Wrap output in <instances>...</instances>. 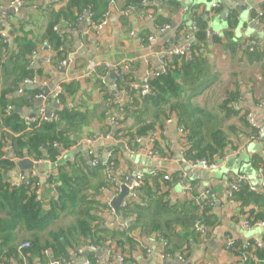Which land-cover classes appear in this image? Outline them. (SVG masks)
Wrapping results in <instances>:
<instances>
[{"label": "crops", "instance_id": "obj_1", "mask_svg": "<svg viewBox=\"0 0 264 264\" xmlns=\"http://www.w3.org/2000/svg\"><path fill=\"white\" fill-rule=\"evenodd\" d=\"M68 1L0 0V39L3 45L0 52V97L2 91L13 88L14 69L8 62V57L17 53L16 40H23L26 44L35 45L28 56L27 66V70L32 74L29 79L35 83L24 85L26 80L24 79L19 88L8 95L9 99L22 103L16 108L11 107L12 110L15 109L21 119L37 114L41 110L47 114L54 113L61 108V105L52 99L55 91L64 83L76 82L78 90L73 98L67 100V105L84 111L86 117L76 144L63 151L54 161H50L45 153H42L39 159L28 156L25 150L22 151V157H16L10 145H7L2 149L5 154L3 158L9 159L13 167L4 174V180L10 187L16 188L20 185V177L28 180L37 179L40 187L36 197L41 202L42 213L50 211L53 201L59 196L57 186L60 182L55 184L54 181H57L61 171L69 175L72 171L75 174H81L84 172V167L80 164L81 160L89 168L93 167L91 165L93 159H90L88 151L91 150L94 157L104 160L112 147L121 145L114 139V133L119 129H134L136 122L134 117L119 124L108 114L109 106L124 108L130 101L124 90H112L111 81L114 79H110L111 74H114L112 69L129 63L131 79L139 84L151 75L162 74L166 64L172 58L162 65L159 62L158 53L165 48L170 49V45L183 43L185 36L192 31V16L196 14L203 19L205 12H209L208 19H203L207 22L206 44L199 52L201 58L205 60L208 73H211L212 83L209 97L206 98V95L202 94L194 98L193 102L202 106L206 105L210 113L214 109L217 111L215 116L220 131L227 138V146L223 151L227 153V159L217 170L221 172L217 175L213 171L191 170L180 163L181 135L177 131V124L171 120V123H165L163 130L154 132L156 134L154 147L162 154L163 160H155L147 156L145 147L150 134L144 141L138 142L136 149L123 147L118 168L112 172V176L117 179L127 176L130 179L141 174L145 177L144 180H148L156 174L164 173L170 179L173 177L171 187L167 190L168 201L171 204L190 199L197 202L201 201L202 199L199 198L206 194V199L210 202L208 204L212 206L210 226L204 227V234L196 232L194 226L193 233L183 229L181 233L186 243L181 245L177 242L181 247L176 250L170 260L161 258L165 248L163 239L156 233L142 232L134 234L135 245L125 251L124 255L120 250H114V247L110 250L108 248L110 242H107L106 248L96 252V264H232L237 262L241 248L236 250V246L240 244L242 246L247 241L260 240L264 236V228L245 229L243 222L247 218L246 214L243 215L237 203L228 201L226 198L229 177L233 174L247 175L251 186L256 191L263 190L257 177L258 171L253 166V159L255 157L262 159L264 154V109L262 107L264 103V0H230L252 3L241 14L230 10L231 2L225 5L218 0L217 7L212 10L211 0H159L152 4L155 10L146 11L135 10L132 7L125 9V0H90L89 7L95 14L101 16L105 12L109 13L107 25L98 32L89 29L87 22H78L77 18L74 19L67 10ZM225 10L227 12L223 17L224 21L218 20ZM158 16L167 22L160 25L161 20ZM230 16H234L236 22V26L234 24L232 28L228 23ZM173 23L176 26L167 38L156 35L168 30ZM52 24L53 29H57V31L53 30L54 32L64 34V46L67 50L65 58L67 55H72L73 62L68 68H64L61 64L55 66L52 63L53 52L46 43V31ZM251 25L257 26V29L253 30ZM165 26L168 28L161 32ZM151 36L155 37L154 44L148 42ZM249 47L253 48L249 52L255 50L254 53H250V60L243 56ZM193 53L189 59L182 58V60L185 62L192 60ZM242 56L245 58L244 61ZM100 66H104L107 70V78L104 81L110 92L107 100L94 85L95 69ZM90 74H94V77L86 78ZM27 85H31L32 88L25 89ZM39 95L45 99L41 109L37 110L32 99H38ZM227 97L230 98V102L226 108L221 109ZM248 115L252 117L256 127L263 132L261 138L253 141L248 140V137L252 135H249L251 126ZM107 136L108 139H106ZM24 157L34 164L33 168L25 171L18 168L17 163ZM182 173L185 177H181ZM52 176L55 177L53 181ZM100 178L103 180L102 173ZM90 183L94 187L98 180L96 177H91ZM188 187L192 191H187ZM91 190L87 192L92 193L93 189ZM120 193L121 191L117 192L110 187L102 190L99 198L102 203H105L108 199L113 200ZM97 216L100 219L99 228L106 233L123 230L128 224V218L109 211L99 212ZM77 217L76 208H67L38 234L40 240L50 241L49 233L66 232L75 224ZM0 219L9 222L10 218L1 213ZM5 233L12 238L11 243L15 245L29 238L21 224L9 226ZM229 241L235 244L232 249L227 247ZM85 249L87 250V247H84ZM44 255L46 257L41 262L36 260V264L52 263L50 253L45 252ZM178 256L182 257L183 262L177 260ZM252 257L255 256L252 255ZM82 259L85 261V257ZM82 263L79 261L77 264Z\"/></svg>", "mask_w": 264, "mask_h": 264}, {"label": "trees", "instance_id": "obj_2", "mask_svg": "<svg viewBox=\"0 0 264 264\" xmlns=\"http://www.w3.org/2000/svg\"><path fill=\"white\" fill-rule=\"evenodd\" d=\"M89 1L69 0L67 10L74 19L83 9H89L94 13L89 7ZM156 1L159 0H125V9L132 7L140 11L155 10L152 4ZM215 12L218 13V10L215 9ZM100 17V14H95V21ZM158 19L161 20L160 25L167 22L161 16H158ZM192 19L197 26L193 59L185 62L180 58H172L162 74L148 80L150 94L146 96L130 91L129 84L134 82L130 73L117 79V91L124 90L128 97L130 96V101L124 108L109 106L108 114L119 124L134 117L136 120L134 129H119L114 133V139L124 143L110 149V156L105 166L89 168L81 160L80 164L84 167V172L81 174L72 171L69 175L61 171L57 181H54L55 184L60 182L57 186L59 196L53 201L50 211L45 214L42 213L41 202L37 200L36 190L33 187L37 179L30 178L28 186L20 184L16 188L10 187L4 180V174L13 167V163L3 158L5 154L2 149L10 145L11 151L19 158L22 157L23 150L28 156L36 159L45 153L50 161H54L63 151L76 144L86 117L84 111L67 105V100L73 98L78 90L76 82L61 85L59 96L61 108L54 112L55 119L51 122L31 124L28 128L15 109L6 115L5 111L8 107L16 108L17 105H22L15 99H9L8 95L18 89L24 79L32 77L27 66L28 56L35 45L16 40L17 53L8 57V62L14 69L13 88L2 91L0 97V214L4 213L10 218L9 222L0 219V264H6L10 259L20 263L21 257L17 252V245L22 242L30 244L28 249L22 251L28 264H36V260L41 262L46 257L45 252L50 253L54 260L66 263L74 259L78 251H81L78 255L81 259L85 257L89 264H96V252L88 251L90 246L102 249L108 246L107 242H110L109 249L113 246L114 250H120L124 255L125 251L135 245L134 234L142 232L156 233L159 238L167 242L163 252L174 255L181 247L178 243L181 245L186 243L181 233L183 229L190 230L191 233L195 232L193 226L196 222H199L203 228L210 226L212 206L208 204V200L199 203L190 199L171 204L168 201L167 190L171 187L173 177L164 180L166 176L164 173L143 180L136 190V199L129 200L126 206L120 207L117 214L128 218L125 229L106 233L99 228L100 219L97 216L99 212H110V208H107L99 198L101 191L110 187L116 190V183L123 179L112 176V172L118 168L123 147L138 148V140L141 141L150 134L163 130L168 120H174L178 127L183 128L180 142L185 158L209 160L213 155L220 154L226 149L227 138L220 131L215 116L216 109L210 113L206 105L193 102L194 98L202 94L206 95V98L209 97L212 81L206 70L205 60L201 58L199 52L206 44L207 22L196 14ZM228 23L231 28L234 24L236 26L234 16H230ZM53 26L50 25L46 31V43L53 52L52 63L58 66L64 60L67 50L64 46V34L54 32ZM1 42L2 39H0V52L3 47ZM254 52L255 50L249 53ZM3 68L5 69V66ZM106 75L107 70L104 66L95 69L94 85L107 100L110 92L106 82L102 81ZM223 102L221 109L228 106L230 98L227 97ZM253 133L254 130L249 127V135ZM93 158L94 156L90 157L91 160ZM253 166L257 171L262 168L264 172V162L260 158L253 159ZM101 173L103 180L100 178ZM91 177H96L98 180L94 187L90 183ZM51 179L53 181L55 177L52 176ZM91 189L93 192L88 193L87 191H92ZM230 200L238 204L243 215L246 214V219L251 223L264 222V187L261 191H251L249 186L243 185ZM67 208H76L78 217L75 224L66 232L49 233L50 241H41L38 234ZM17 224L23 226L29 238L15 245L11 243L12 238L5 232L9 226ZM84 247H87V250H84ZM238 248H241V244L236 246V250ZM252 255L257 261H250L249 264H258V262L264 264L263 251L255 250Z\"/></svg>", "mask_w": 264, "mask_h": 264}, {"label": "built area", "instance_id": "obj_3", "mask_svg": "<svg viewBox=\"0 0 264 264\" xmlns=\"http://www.w3.org/2000/svg\"><path fill=\"white\" fill-rule=\"evenodd\" d=\"M214 1V2H213ZM237 1H241V0H237ZM213 2V3H212ZM217 0H211V4H212V8H216L217 7ZM19 5V3H17ZM108 16L109 13L105 12L104 14L101 15V17L99 18V20L95 21V14L89 10V9H83L77 16V21L78 22H87L89 25V29H93L95 32H98L100 30H102L108 22ZM261 16V15H259ZM168 26H165L161 32L164 31V29H167ZM54 31H57L56 28L53 29ZM191 32L189 34H187L185 36V41L183 43H179L177 45H174L172 48L170 49H163L158 53V58H159V62L160 64L164 65V63L166 62V60H168L169 58H190L192 56V53L194 51V44H195V33L197 32V26H196V22H192V26H191ZM148 42L150 44H154L155 42V37L151 36L148 38ZM249 50L252 51L253 48L249 47ZM73 62L72 59V55H67L66 58H64V60L60 63L64 68H68ZM107 67L109 68V66L107 65ZM115 78L111 81L112 82V90L115 91L117 90V79H120L122 77H124L125 75H127L130 72V64L129 63H124V65L120 68L114 67L112 69ZM159 76V73L151 75L150 77H147L146 79H144V81L139 84V83H131L129 84V89L132 92H138L141 96H146L148 94H150V85L148 83L149 79L155 78ZM94 77V74H90L89 76H87L86 78H91ZM107 78V75L106 77ZM105 78H102V81H105ZM35 82L30 80V79H26L24 81V85L25 84H34ZM61 95V88H58L55 93L53 94L52 99H54L56 101V103L58 105H60V101H59V96ZM39 98H42L43 100L45 99L42 95L38 96ZM130 97V96H129ZM128 97V98H129ZM130 99V98H129ZM262 107L264 109V103L262 104ZM12 111L11 107H8L5 111L6 115H9ZM55 119V113H45L43 110L39 111L37 116L35 117H27L24 118L23 121L25 123V125L30 128L31 124H35V123H41V122H51ZM248 122L249 125L251 126V128L254 130V133L248 137V140L253 141L256 139H259L262 137L263 132L261 129L257 128L252 117L250 115H248ZM167 123H171V120H168ZM116 124V123H115ZM182 127H178L177 131L179 133V135L182 134ZM109 137L107 136L106 139H108ZM155 139H156V134L152 133L150 135V137L147 139V145L145 147V152L147 153V156L155 159V160H163V156L162 154L155 149L154 144H155ZM143 140H138V142H142ZM116 142H118L119 144H123V142L121 140H116ZM181 143V153H180V163L182 165H184L185 167L191 169V170H200V171H205V172H212V171H216L218 170V168L226 161L227 159V153L226 152H222L220 154H215L211 157V159H195V160H190L184 157L183 155V146H182V142ZM88 155L93 156L92 151H88ZM110 156V153H108V156H106V158L104 160H100L97 157H94L93 160L91 161V165L93 167L101 165V166H105L107 163V160ZM262 162H264V154H263V158L261 159ZM181 177H185V174H181ZM258 179L261 183V185L264 187V172L263 169L260 168L258 170ZM144 176L141 174L135 175L133 178H128L127 176H125L123 178L122 181L116 183V191L120 192L121 191V187L122 186H127L128 188V197L127 200L123 202V204L121 206H126L127 205V201L129 200H134L136 199V190L139 189L142 181L144 180ZM34 179V178H33ZM36 180V179H35ZM164 180H169V177L166 175L164 177ZM19 184H23L25 186H28L30 184V180L26 179L25 177H20V182ZM243 185L249 186V189L251 191H255V188L251 186L250 184V180L248 178L247 175L245 174H233L229 177V184H228V190L226 192V198L228 201H231L230 199L232 198L233 194L237 193L241 187ZM33 187L36 190L35 194L36 196H38V191H39V187L40 184L38 181H35V183H33ZM187 191H192V189L190 187H188L186 189ZM206 194H204L203 196H201L199 199H202L201 201H206ZM111 201L112 199H108L105 204L107 206V208H110V212L113 214L115 213L114 210L111 208ZM198 201V202H201ZM208 203H210L208 201ZM243 227L247 230H251L253 227H261L264 228V222H260L257 221L255 223H251V221L245 219V221L243 222ZM194 228L196 230V232H198L199 234H204V228L202 227V225L199 222H196L194 224ZM163 246L167 245L166 241H162ZM235 246V244H233L231 241L228 242L227 247L229 249H232ZM30 247V244L28 242H24L21 243L20 245L17 246V252L21 257V262L18 263L16 260L14 259H10L9 262L7 264H28L26 257L22 254V251L25 249H28ZM99 250V248L94 247V246H90L88 248V251L91 252H97ZM110 250H113V246L110 248ZM255 250H260L263 251L264 253V236L262 237V239L257 240V241H247L245 242L242 246H241V252L239 253V258L238 261L232 264H249L250 261H254L256 262L257 260L255 258L252 257V253ZM81 251H78V253L75 255V258L72 260L67 261L65 264H77L79 261H82V264H89V262L87 260H83L81 259L78 255L80 254ZM161 258L163 260H170L172 259V255L171 254H166V253H162L161 254ZM177 260L180 262H183V259L181 256L177 257ZM51 264H59L58 262H54ZM206 264H213V263H206Z\"/></svg>", "mask_w": 264, "mask_h": 264}, {"label": "water", "instance_id": "obj_4", "mask_svg": "<svg viewBox=\"0 0 264 264\" xmlns=\"http://www.w3.org/2000/svg\"><path fill=\"white\" fill-rule=\"evenodd\" d=\"M218 2L223 3L225 5H229L230 2H231L230 10L231 11L234 10V11L238 12V14H241V13H243V11L247 10L248 5H250V6L252 5L251 2H247V3L246 2H234V1H230V0L229 1L228 0H218ZM212 9L213 8L211 7V10ZM226 12H227V10H225L224 12H222L220 14L218 20L224 21L223 20V17L226 15ZM208 15H209V12H205V16H204L203 19L207 20L208 19ZM175 26L176 25L173 23L168 30H166L165 32H163L161 34H157L156 33V35L159 36V37H161V38H167L168 35H169V33L171 32V30H173L175 28ZM251 28L253 30L254 29L256 30L257 29V26H254V25L252 26L251 25ZM210 32H212V31H210ZM172 47H173V45H170L169 48H172ZM113 78H115V75L114 74H111L110 79H113ZM31 88H32L31 85L25 86V89H31ZM32 101H33L34 107L37 110L38 109H41L42 104L44 102L42 98L32 99ZM48 111H49V109L47 108V112ZM18 112L20 113V110ZM37 114L30 115L29 117H31V118L32 117H35V116H37ZM17 166H18V168L20 170L25 171V170H29V169L33 168L34 167V164L32 162H30L26 157H24L23 160H21V161H19L17 163ZM127 197H128V188H127V186H122L121 187V193L111 201V208L114 210V212L116 214H117L118 210L120 209L121 205L123 204V202L127 200ZM98 255H100L99 252H98ZM51 261H52V263L55 262V260L53 258H51Z\"/></svg>", "mask_w": 264, "mask_h": 264}, {"label": "rangeland", "instance_id": "obj_5", "mask_svg": "<svg viewBox=\"0 0 264 264\" xmlns=\"http://www.w3.org/2000/svg\"><path fill=\"white\" fill-rule=\"evenodd\" d=\"M249 55H250V53H249V51H248V49H247V51L244 52L243 56H245L246 58H248V60H250L251 58H250ZM243 56H242V59H243V61H244L245 58H243ZM243 63H245V62H243ZM206 70H207V72H208L207 67H206ZM208 75H209V78H210V77H211V73L209 72ZM220 172H221V170H219V171H217V170H216V171H213V173H214V174H217V175H218Z\"/></svg>", "mask_w": 264, "mask_h": 264}]
</instances>
